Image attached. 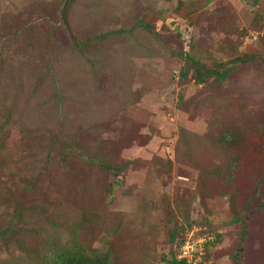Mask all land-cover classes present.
Segmentation results:
<instances>
[{"label":"rangeland","instance_id":"1","mask_svg":"<svg viewBox=\"0 0 264 264\" xmlns=\"http://www.w3.org/2000/svg\"><path fill=\"white\" fill-rule=\"evenodd\" d=\"M60 3L0 0V264H32L86 208L121 264H167L192 228L206 262L264 264V0H75L74 41ZM182 53L246 63L197 85Z\"/></svg>","mask_w":264,"mask_h":264},{"label":"trees","instance_id":"2","mask_svg":"<svg viewBox=\"0 0 264 264\" xmlns=\"http://www.w3.org/2000/svg\"><path fill=\"white\" fill-rule=\"evenodd\" d=\"M214 0H206V4L209 5ZM75 0H61L60 11H59V20L61 23V28H63L67 34L72 37V30L69 24V11L70 8L74 5ZM140 27L146 30L147 32H152V27L149 24L141 23ZM76 38L72 37L74 41ZM181 57L184 59L185 65L181 71V78L187 79L192 73L193 80L197 85H209L211 81L216 83H224L229 75L234 71V69L240 64L246 63L244 58L238 57L234 60V65L229 66L230 62L224 64V62H214V65L207 64L201 59L193 57L191 54L182 53ZM258 62L264 63V56L259 57ZM221 143L230 142V141H241L244 135H241V132L236 129H226L220 133ZM242 137V139L240 138ZM78 157L85 160L84 156L80 153H76ZM239 162V158L235 157L232 160L229 169L232 170L235 163ZM96 161H93L95 164ZM98 164L102 166L103 169L110 172L117 173V170L113 168L110 163L105 160L99 161ZM229 177L228 179H230ZM81 216V223L72 231V235L68 238L67 241H54L46 249L39 251L38 256L34 258L32 264H121L122 259L114 249V245L108 247L105 251H100L94 249L90 246L91 238L86 237V231L91 229V233H94L95 223L93 219L96 218V215L92 214L87 208L85 211H79V217ZM19 214L17 213L16 219H18ZM243 218L240 215H235L232 220L233 224L241 225ZM183 227L179 230L183 231ZM177 230H173L170 233V243L174 245L176 240ZM185 235V233H184ZM7 236V235H6ZM82 236V238H81ZM4 237V236H3ZM219 239H222V236H218ZM244 238V237H243ZM106 239V236L104 237ZM184 236L182 240L175 246L174 250L171 251L170 260L167 261V264H186L184 261L177 259L178 249L183 244ZM214 242H209L206 245V251L208 248L213 245ZM241 247V246H240ZM33 258V257H32ZM205 261H209L206 255Z\"/></svg>","mask_w":264,"mask_h":264},{"label":"built area","instance_id":"3","mask_svg":"<svg viewBox=\"0 0 264 264\" xmlns=\"http://www.w3.org/2000/svg\"><path fill=\"white\" fill-rule=\"evenodd\" d=\"M211 241L213 237L209 234H200L195 228L188 230L178 249L177 259L186 264H211L205 261L206 245Z\"/></svg>","mask_w":264,"mask_h":264}]
</instances>
